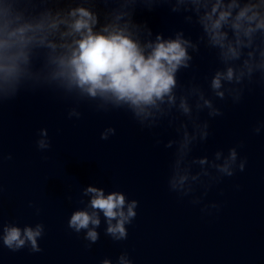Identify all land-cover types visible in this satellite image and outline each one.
I'll return each mask as SVG.
<instances>
[{
    "label": "clouds",
    "instance_id": "9594fccd",
    "mask_svg": "<svg viewBox=\"0 0 264 264\" xmlns=\"http://www.w3.org/2000/svg\"><path fill=\"white\" fill-rule=\"evenodd\" d=\"M21 2L25 0H6L0 5V100L17 94L23 71L21 65L30 63V46H44L53 53L48 58L51 65L49 83L77 100L97 101V110L126 109L141 126L148 128L157 126L164 118H169L168 123L172 126L178 120L174 112L186 117V121L180 120L175 127L179 139L169 140L165 145L167 148L176 146L168 179L171 191L187 196L194 191L192 182L200 181L208 187L222 177L233 176L237 170L244 171L246 160L238 159L236 148H230L227 155L217 151L211 161L206 156L188 159L193 144L206 140L209 135L208 122H201L199 113L205 109L209 117L222 113L198 85L183 89L178 84L177 73L191 66L193 57L189 49L199 50L183 37L182 32L169 39L157 34L155 40L142 43L138 35H134L131 21L124 20L128 13L114 10L113 21L97 30L98 15L83 6L70 8L66 14L45 12L35 22H29L23 11L13 7ZM95 2L135 4L137 0ZM178 3L191 5L198 14L204 9L199 23L209 45L219 49L220 59L226 65L225 70L214 73L209 87L216 98L223 100L227 93L233 102H239L243 89L225 88L226 84L235 86L242 85L245 80L250 82L256 72L264 78V0H228L227 4L224 0H178ZM122 20L123 24L120 23ZM54 34H58L61 43L49 39ZM148 35L151 36L150 30ZM257 35L260 43L254 44ZM234 61H241L239 67L230 63ZM178 87L182 89L179 95ZM80 115L75 108L69 112V118ZM254 131L259 133L260 127ZM114 134L115 129L108 127L101 133V139L107 140ZM47 135L46 129L40 130L37 147L41 151L51 146ZM193 164L209 165V168L193 174ZM209 169H215L216 175ZM201 177H207V183ZM84 195H90L88 207L92 211H74L68 226L76 233L87 230L85 239L95 243L99 239L95 228L100 225L99 213H103L106 234L115 241L126 239V225L136 217L138 202L127 200L119 191L106 195L102 188L94 186L85 188ZM192 202L199 203V199ZM211 207L218 206L213 204ZM43 232L44 225L39 223L23 229L4 225L3 245L12 251L30 246L32 252H39L38 239ZM102 264H110V261L104 259ZM118 264H132V261L123 253Z\"/></svg>",
    "mask_w": 264,
    "mask_h": 264
}]
</instances>
